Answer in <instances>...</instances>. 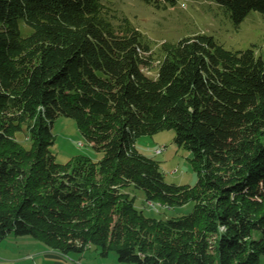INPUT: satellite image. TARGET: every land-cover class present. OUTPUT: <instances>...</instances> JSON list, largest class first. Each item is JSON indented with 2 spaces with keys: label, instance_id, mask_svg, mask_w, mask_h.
<instances>
[{
  "label": "trees",
  "instance_id": "trees-1",
  "mask_svg": "<svg viewBox=\"0 0 264 264\" xmlns=\"http://www.w3.org/2000/svg\"><path fill=\"white\" fill-rule=\"evenodd\" d=\"M210 1L235 25L264 13V0ZM113 18L101 0H0V240L32 236L64 254L114 250L136 264H261L264 55L197 33L162 43L153 78L140 29ZM60 116L76 121L101 159L57 161ZM163 129L193 153L195 184L168 182L159 161L137 149L139 136ZM23 131L28 147L17 138ZM132 187L193 209L148 216Z\"/></svg>",
  "mask_w": 264,
  "mask_h": 264
},
{
  "label": "rangeland",
  "instance_id": "rangeland-1",
  "mask_svg": "<svg viewBox=\"0 0 264 264\" xmlns=\"http://www.w3.org/2000/svg\"><path fill=\"white\" fill-rule=\"evenodd\" d=\"M101 1L111 14L118 18L127 16L140 29L144 40L151 47L149 54L152 57L149 65H143V70L153 78L158 76V67L163 55L162 43L166 40L177 41L197 33L213 35L219 43L229 49L238 50L253 46L257 54L264 55V13L258 10H252L240 24L235 25L224 8L210 0H178L175 6L166 8H158L144 0ZM118 18L113 19L118 22ZM20 23L24 34L32 31L23 21ZM53 132L55 142L52 151L58 162L66 163L79 155L89 156L95 161L102 158L103 152L94 148L85 138L73 118L60 116L54 124ZM17 138L25 146H30L26 131L17 133ZM161 146L163 150L157 153ZM136 147L143 154L159 161L168 182L190 185L196 183L198 172L192 162L193 153L175 142L173 129L139 136L136 139ZM129 190L131 195L135 196L136 206L144 210L146 215L158 219L186 214L193 209V202L170 207L158 201L147 200L143 189L132 187ZM24 239L35 238L8 233L0 244L4 248L13 249L17 242ZM69 254L78 261L75 264H136L120 262L114 250L108 256H103L95 247ZM260 261L264 264V254L261 255Z\"/></svg>",
  "mask_w": 264,
  "mask_h": 264
},
{
  "label": "crops",
  "instance_id": "crops-1",
  "mask_svg": "<svg viewBox=\"0 0 264 264\" xmlns=\"http://www.w3.org/2000/svg\"><path fill=\"white\" fill-rule=\"evenodd\" d=\"M36 239L21 240L13 249L4 248L0 244V264H75L78 262L74 256L50 249ZM31 248L33 250H29Z\"/></svg>",
  "mask_w": 264,
  "mask_h": 264
},
{
  "label": "bare ground",
  "instance_id": "bare-ground-1",
  "mask_svg": "<svg viewBox=\"0 0 264 264\" xmlns=\"http://www.w3.org/2000/svg\"><path fill=\"white\" fill-rule=\"evenodd\" d=\"M163 150V147L161 146V147H159V149H157V153H159V152H161Z\"/></svg>",
  "mask_w": 264,
  "mask_h": 264
}]
</instances>
